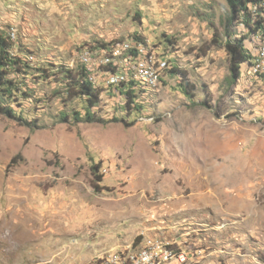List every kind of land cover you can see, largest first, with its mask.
I'll return each mask as SVG.
<instances>
[{"label": "rangeland", "instance_id": "rangeland-1", "mask_svg": "<svg viewBox=\"0 0 264 264\" xmlns=\"http://www.w3.org/2000/svg\"><path fill=\"white\" fill-rule=\"evenodd\" d=\"M6 10L33 69L17 79L24 121L0 113V264H78L146 239L188 253L169 264H264V75L244 81L241 63L229 82L226 0H0V20ZM135 40L171 58L162 80L137 83L141 108L126 107L100 67L96 120L77 121L84 102L63 68Z\"/></svg>", "mask_w": 264, "mask_h": 264}, {"label": "trees", "instance_id": "trees-1", "mask_svg": "<svg viewBox=\"0 0 264 264\" xmlns=\"http://www.w3.org/2000/svg\"><path fill=\"white\" fill-rule=\"evenodd\" d=\"M226 3L228 5V18L225 26V41L223 47L228 57V79L230 83H235L241 75V63L248 60L250 55L244 44L246 36L244 34H237L236 29L233 27H235L236 22L242 23L248 33L256 32L262 28L264 24V7L262 6L264 0H226ZM8 32L9 30L5 31L0 29V113L24 121L22 116H17L16 109L13 105V103H17L16 93L20 89L17 79L20 74H26L33 68L31 62L25 57H22V54H14V43L10 35H8ZM215 35L214 33V39ZM134 38L139 39L140 37L139 35H134ZM166 38L168 43L173 44L171 37L168 36ZM169 72L184 75L177 67L169 70ZM61 73L66 83V92L69 95H73V97L80 98L84 102L85 112L83 116L80 112H75V119L86 122L95 121L96 117L92 108L99 103L100 92L97 86L89 80L83 64L79 65L76 69L63 68ZM129 82L128 84L121 82L117 86H112V88H116L120 93H125L127 97L126 107L135 103V108L140 109L139 103L135 102L136 95L134 86H136V82L133 80ZM179 83L184 93L189 95L190 92L187 89L188 82L185 81V84H182V80H180ZM23 94L26 93L24 92ZM202 104L206 105V101L202 102ZM62 117L65 118L66 114H63ZM99 166V164L92 166V174L97 182L102 180V174L99 173Z\"/></svg>", "mask_w": 264, "mask_h": 264}, {"label": "built area", "instance_id": "built-area-1", "mask_svg": "<svg viewBox=\"0 0 264 264\" xmlns=\"http://www.w3.org/2000/svg\"><path fill=\"white\" fill-rule=\"evenodd\" d=\"M253 33L256 35L251 39L256 44L249 50L246 48L250 57L243 62L244 81L264 75V26ZM135 41L137 42L115 41L110 47L108 45L94 52L86 51L80 54V63L85 67L89 80L96 85L95 71L100 67H107L108 70L111 69L108 83L112 86L125 82L129 72H131L129 81L133 80L136 85L137 83L146 87L158 85L163 72L169 66L168 63H171V58L166 56L157 58L154 54L146 56L148 49L143 45L145 41ZM122 57H124L123 61H121ZM187 254L185 250H177L171 241L146 239L144 246L139 250L128 251L125 254L111 250L97 255L93 260L78 264H169L173 260L185 261Z\"/></svg>", "mask_w": 264, "mask_h": 264}, {"label": "crops", "instance_id": "crops-1", "mask_svg": "<svg viewBox=\"0 0 264 264\" xmlns=\"http://www.w3.org/2000/svg\"><path fill=\"white\" fill-rule=\"evenodd\" d=\"M10 14L11 12H9L8 10H6L3 15H2V19L0 20V29H3V24L2 23H5L7 21H10L9 18H10Z\"/></svg>", "mask_w": 264, "mask_h": 264}, {"label": "bare ground", "instance_id": "bare-ground-1", "mask_svg": "<svg viewBox=\"0 0 264 264\" xmlns=\"http://www.w3.org/2000/svg\"><path fill=\"white\" fill-rule=\"evenodd\" d=\"M9 33V32H8ZM9 35V34H8ZM14 36V34H12ZM11 38V37H10ZM12 39V38H11ZM13 40V39H12Z\"/></svg>", "mask_w": 264, "mask_h": 264}]
</instances>
